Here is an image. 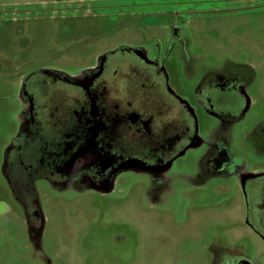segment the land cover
Here are the masks:
<instances>
[{
    "label": "flooded vegetation",
    "instance_id": "flooded-vegetation-1",
    "mask_svg": "<svg viewBox=\"0 0 264 264\" xmlns=\"http://www.w3.org/2000/svg\"><path fill=\"white\" fill-rule=\"evenodd\" d=\"M208 3L154 4L165 7L152 14L161 23L123 24L120 10L41 57H15L10 78L20 77L22 110L4 173L38 249L46 226L39 184L58 198L127 196L137 186L140 198L159 203L173 198L179 178L186 190L204 192L224 180L240 187L247 224L264 241V169L252 163L264 158V113L248 122L262 90L251 65L208 66L207 56L191 50L187 22L208 14L188 7ZM130 27L139 28L138 39L120 36ZM199 150L192 169L185 162ZM220 250L214 264H254Z\"/></svg>",
    "mask_w": 264,
    "mask_h": 264
},
{
    "label": "rangeland",
    "instance_id": "rangeland-1",
    "mask_svg": "<svg viewBox=\"0 0 264 264\" xmlns=\"http://www.w3.org/2000/svg\"><path fill=\"white\" fill-rule=\"evenodd\" d=\"M168 1L0 0V264H214L220 249L264 264V241L247 224L243 191L228 180L201 192L186 190L188 182L179 178L173 198L159 203L140 198L137 186L127 196L89 192L82 198H58L39 184L46 218L40 249L32 244L23 208L12 198L4 164L22 110L20 77L10 78L18 53L41 57L53 43L111 21L120 10L123 24L161 23L164 17L152 14L165 7L154 4ZM207 1L188 7L208 14L187 22L191 50L207 56L208 66L244 63L255 69L262 92L248 116L253 122L264 113V17L257 10L264 0ZM142 2L147 5L138 7ZM138 29L126 28L120 36L138 39ZM202 154L199 150L185 163L194 169ZM247 158L253 159L251 154ZM252 163L264 169V158Z\"/></svg>",
    "mask_w": 264,
    "mask_h": 264
}]
</instances>
